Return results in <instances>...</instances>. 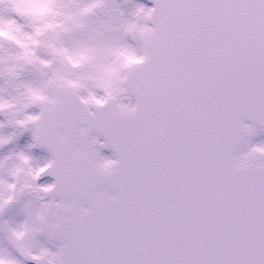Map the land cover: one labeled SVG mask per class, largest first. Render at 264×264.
Returning <instances> with one entry per match:
<instances>
[{"label":"snow or ice","instance_id":"6c2138e0","mask_svg":"<svg viewBox=\"0 0 264 264\" xmlns=\"http://www.w3.org/2000/svg\"><path fill=\"white\" fill-rule=\"evenodd\" d=\"M153 3L125 15L116 0H103L83 30L61 38L66 47L93 48L98 63L112 48L140 62L119 85L122 95L103 107L63 88L48 92L51 103L31 106L37 118L20 133L32 132L29 149L51 153L41 175L55 182L34 184L28 194L39 205L29 201L22 223L0 227L35 264L41 253L56 264H264V156L237 154L264 128V0ZM50 63L38 47L15 79L0 69V91L44 86L62 70ZM132 96L125 108L122 99ZM53 194L60 200L44 202ZM9 206L0 205V215ZM16 228L26 230L21 241ZM42 234L60 241L55 251L39 242Z\"/></svg>","mask_w":264,"mask_h":264},{"label":"clouds","instance_id":"9594fccd","mask_svg":"<svg viewBox=\"0 0 264 264\" xmlns=\"http://www.w3.org/2000/svg\"><path fill=\"white\" fill-rule=\"evenodd\" d=\"M103 0H86L84 6L73 7L72 0H0V69L15 79L20 69L34 61V50L47 49L51 63L59 62L62 70L42 87H20L14 91H0V114L6 118L0 129L10 126L22 130L35 121L28 109L35 104H48V92L63 88L80 94V101L89 108L103 107L122 95L119 85L126 80V73L140 62L133 51L112 48L105 50L104 63L97 62L93 48L83 44L66 47L61 38L70 32L83 30L84 18L92 14ZM19 17L23 22L13 18ZM135 26V25H134ZM51 63L45 65L50 67ZM90 68L89 71H82ZM97 91L102 92L101 95ZM83 93V94H82ZM122 103V102H121ZM126 108L127 103H122ZM10 134H0V147L13 141ZM264 156V144L252 146L242 156ZM102 169L112 167L107 161ZM45 163H37L25 151L10 152L0 158V205L9 206L21 192L28 193L45 170ZM43 194V190H41ZM15 228V227H14ZM26 230L16 228L13 238L23 240ZM42 264H53L55 257L38 254ZM10 257L0 252V264H9Z\"/></svg>","mask_w":264,"mask_h":264},{"label":"rangeland","instance_id":"374dc122","mask_svg":"<svg viewBox=\"0 0 264 264\" xmlns=\"http://www.w3.org/2000/svg\"><path fill=\"white\" fill-rule=\"evenodd\" d=\"M116 3L119 4L122 8V10L124 11L125 15H128L134 8V5H144L145 7L148 8H152V6L147 3L145 0H130L129 3H125V0H116ZM13 18L17 19L19 22H23L22 20H20L19 17H16L13 15ZM150 24V22H149ZM151 26V24H150ZM128 43L132 44L133 46H136V42L132 41L130 38H128ZM25 79L27 80H33L34 76L31 73H26L25 74ZM4 86V81L2 79H0V87ZM83 94V93H82ZM98 95H101L102 92L97 91ZM122 103H131L133 104V101L128 99V98H123ZM29 113H37L39 112V108L38 107H32L30 109H28ZM6 118L4 115L0 114V122H5ZM13 131H16L18 133L17 137L13 139V141L8 144L5 145L3 147H0V158H3L5 155H8L10 152H18V151H25L27 152L30 156H32L33 160L37 163H44L45 160L50 159L49 155L44 152V151H37L35 150V148L29 149L28 145L33 143L32 140V132L31 131H23L22 133H20L19 130H15L10 126H6L3 129H0V134H10ZM258 144H264V135L260 134L257 135L250 143V145L247 148V151L254 145H258ZM103 156L109 157V158H113V156L109 153H105ZM5 175L4 173H0V176ZM36 184L39 185H46V184H50L49 181H36ZM32 201L33 204H35L36 206L39 205L40 201H36L34 196L31 194L26 193L24 196H22L19 200V202L13 203L12 205H10L5 212L0 215V225H3L5 221H7L11 226L15 227L17 224L22 223L25 219V214L23 212L24 206L29 202ZM44 202H47L46 200H44ZM37 239L39 240V242L49 248L52 251H55L57 246H55L54 244H52L51 242L47 241V240H40L39 236L37 237ZM15 251V247L8 241L7 239V234L5 232V230L0 227V252L6 254L7 256H10V252H14ZM19 262V264H24L20 261V259H15Z\"/></svg>","mask_w":264,"mask_h":264},{"label":"water","instance_id":"95a60500","mask_svg":"<svg viewBox=\"0 0 264 264\" xmlns=\"http://www.w3.org/2000/svg\"><path fill=\"white\" fill-rule=\"evenodd\" d=\"M150 3H153V0H148ZM153 5H154V3H153ZM132 98H134L135 99V101H136V98H135V96H132ZM245 123H248V124H253V121H251V120H248V119H245ZM255 127H257V128H261V126H259V125H254ZM259 132H264V128H262ZM90 135H92V136H96L97 135V133L96 132H92ZM99 140L100 139H103L104 141H105V137L104 136H102V135H100L99 137ZM252 138V137H251ZM250 138V139H251ZM247 147V145L246 146H244V145H241V147L239 148V149H237V154H239V152H241V154H242V151L245 149ZM37 148H39V149H44V150H47L46 148H42V147H37ZM109 150H111L114 154H115V152H114V150L113 149H111V148H108ZM100 150V149H99ZM48 151V150H47ZM116 155V154H115ZM43 176H50V177H52V178H54V180H55V177L54 176H52V175H43ZM102 188L103 187H106V186H101ZM49 197H51L52 199H53V197L55 198V199H59L60 200V196L59 195H55V194H53V195H51V196H49ZM85 206H87L86 204H85ZM42 236H44V237H48L46 234H42ZM49 238V237H48ZM52 241H54V242H56V243H58V244H60V241L59 240H56V239H51ZM24 258V260L26 261V262H29V263H33V264H35V262L34 261H32L31 259H26L25 257H23ZM53 264H56V262H53Z\"/></svg>","mask_w":264,"mask_h":264},{"label":"flooded vegetation","instance_id":"af4514ba","mask_svg":"<svg viewBox=\"0 0 264 264\" xmlns=\"http://www.w3.org/2000/svg\"><path fill=\"white\" fill-rule=\"evenodd\" d=\"M12 255H11V253H10V256L9 257H11Z\"/></svg>","mask_w":264,"mask_h":264}]
</instances>
